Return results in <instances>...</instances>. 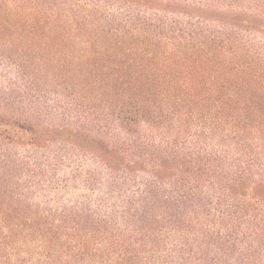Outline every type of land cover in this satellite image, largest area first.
<instances>
[{
  "label": "trees",
  "instance_id": "1",
  "mask_svg": "<svg viewBox=\"0 0 264 264\" xmlns=\"http://www.w3.org/2000/svg\"><path fill=\"white\" fill-rule=\"evenodd\" d=\"M0 264H264V0H0Z\"/></svg>",
  "mask_w": 264,
  "mask_h": 264
}]
</instances>
